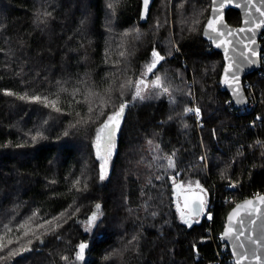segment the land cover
I'll return each instance as SVG.
<instances>
[{
    "label": "trees",
    "instance_id": "1",
    "mask_svg": "<svg viewBox=\"0 0 264 264\" xmlns=\"http://www.w3.org/2000/svg\"><path fill=\"white\" fill-rule=\"evenodd\" d=\"M0 2V237L20 238L9 246L20 252L0 264H69L82 242L85 264H217L212 233L236 203L264 194V81L255 76L252 112L227 105L222 56L202 36L211 0H156L147 24L142 0ZM227 20L239 25L240 13ZM153 50L164 59L145 76ZM156 76L174 104L158 89L133 99L136 82ZM25 93L60 111L18 99ZM193 97L200 132L185 111ZM121 103L101 183L96 129ZM197 182L213 222L204 215L188 226L176 190ZM97 204L103 215L86 231Z\"/></svg>",
    "mask_w": 264,
    "mask_h": 264
},
{
    "label": "water",
    "instance_id": "2",
    "mask_svg": "<svg viewBox=\"0 0 264 264\" xmlns=\"http://www.w3.org/2000/svg\"><path fill=\"white\" fill-rule=\"evenodd\" d=\"M155 1L156 0H149L147 10L145 11L142 0L140 14V22L142 24L148 23ZM220 2L221 0H216V2L213 3V0H211L209 16L204 25L202 36L203 39L210 44L213 50L222 56L223 68L220 75L221 87L228 93L235 107L244 108L248 105V98L247 92L243 85V80L248 75L254 73L260 68V53L262 47L260 39L261 34L264 32V16H261L260 13L256 11V8L248 5L246 0H231L230 3L228 0H224V6L220 8V11H214ZM253 3H255L257 7L264 10V3H262L261 0H253ZM230 10H235L240 13L241 22L239 25H232L228 22L227 14ZM218 17H221V20L217 27L224 32L232 31L234 33L233 35L227 36L225 38L215 36L214 33L208 32L206 27L207 22L209 20L217 19ZM222 25L225 27H222ZM240 29H243V31H240ZM249 29H251V31H249ZM210 37H214L216 42H214ZM221 39H226L227 41H231V43L217 47L216 43H218ZM225 47H227L228 56H231L232 60L226 59ZM233 49H235V51H233ZM253 51H255V55H252ZM241 53H243L244 56H247L248 59L245 60ZM230 63L232 64L233 72L238 77V80L233 82L232 87H229L222 82L224 77V69ZM229 77L231 78V74H229ZM235 89H239L240 97H242V99H238V97L235 95ZM184 190L188 192L181 193L180 191L176 190V196L177 198L179 196L181 197L183 205H185L186 199L188 201V207H184L183 211L187 212L188 215L190 212H192V215L189 216L191 218H195L197 220L201 219L204 213L207 211L206 208L210 203L208 195L205 191L201 192L199 188H188ZM197 194L202 196L205 200L204 209L199 215L195 214V210L198 207V203L195 202ZM261 196H264V194L239 201L227 214L226 222L223 228V237L226 243L229 245L231 253L235 259V263L238 259H241V264H264V203H261L260 201ZM246 201H252L251 207L246 209L240 208L239 215L235 217L232 222H230L229 216L234 210L237 209L238 205H244ZM177 203L179 202L177 201ZM100 206L102 207V205ZM253 208L259 209V212L253 211ZM249 211L252 212L251 216L247 215V212ZM94 212H96V207L94 208L91 215ZM98 215L99 214H97V218ZM241 218L244 221L243 226H241L239 223ZM252 221H254V223H252ZM229 227L232 228V235L224 236L225 230ZM237 236H239V239H237ZM253 241L256 242L253 243ZM242 244L243 247H241ZM253 251L255 252V256L261 257V260L258 261L255 256H253ZM245 253L247 254L246 258H242L241 254Z\"/></svg>",
    "mask_w": 264,
    "mask_h": 264
},
{
    "label": "snow or ice",
    "instance_id": "3",
    "mask_svg": "<svg viewBox=\"0 0 264 264\" xmlns=\"http://www.w3.org/2000/svg\"><path fill=\"white\" fill-rule=\"evenodd\" d=\"M216 0H213V3H215ZM228 2L230 3L231 0H228ZM262 3H264V0H261ZM148 3L149 0H143V5H144V9L145 11L147 10L148 7ZM246 3L248 5H250L253 8H256V11L260 13L261 16H264V10H262L261 8L257 7L255 3H253V0H246ZM224 6V0H221L220 4L218 5L217 8L214 9V11L219 12L220 8H222ZM109 7H112V5L110 4ZM220 20L221 17H218L217 19L214 20H209L207 22V30L210 33H214L215 36L218 37H227V36H231L234 33L232 31H228V32H224L222 31L220 28L217 27L218 24H220ZM247 22V21H245ZM222 27H225L222 25ZM240 31H243V29H240ZM249 31H251V29H249ZM213 39L214 42L215 38L214 37H210ZM231 43V41H227L226 39H221L218 43H216L217 47H220L221 45H226ZM233 51H235V49H233ZM255 51L252 52V55H255ZM242 56H244L243 53H241ZM225 56L226 59L228 60H232L231 56H228V49L227 47H225ZM152 61L151 63L147 66V73H153V70L156 68L157 64L160 63V61H162L164 59V57L157 51L153 50L152 52ZM244 59L247 60L248 57L244 56ZM251 62V61H249ZM239 67V65H238ZM229 74H231V78L229 77ZM238 77L237 75L233 72L232 70V64H228V66L224 69V77L222 82L229 86L232 87L233 86V82L237 81ZM158 89L160 91H162L163 93H168L169 92V88L168 86H166L163 81L161 80L160 76H156L155 80L151 81L150 84L146 83V81L144 79H140L139 81L136 82L135 85V94L133 96V99H139V100H144L146 99V96L143 95V91L145 89ZM235 95L238 97V99H242V97H240V92L239 89H235L234 90ZM6 95H14V93L12 92H6ZM153 95H159L160 92H154L152 93ZM18 99L20 100H28L29 102H36V103H43L44 107H52L55 111L59 112L60 109L56 107V101H49L46 97L42 98L40 95H33L31 97H29L26 93L24 95H18ZM127 103H121L118 110H116L115 112H113L112 114L108 115L106 120L103 121V123L100 125V127H98L96 129V137H95V141H94V147L96 150V158L97 160L101 161L100 164V179L103 180L106 176L107 173V167H108V163L109 160L111 159L112 155H113V150L115 148V143H114V138L117 134V131L120 127V123L123 119V115H124V111L125 108L127 107ZM89 111H91V109H89ZM186 112H193L195 111L196 115H199V109H192V108H186L185 109ZM39 135V134H37ZM65 135H67V133H65ZM33 140L36 139V136L32 137ZM168 167L172 168L174 167V161L171 157H168ZM76 183H79V181H77ZM179 187V185L177 186ZM196 187L200 188L201 192H203L204 190L201 188L199 182L196 183ZM260 201L261 203H264V196L260 197ZM198 203V207L195 210V214L199 215L200 212L203 211L204 206H205V200L203 199L202 196L200 195H196V201ZM252 205V201H246L244 205H238L237 209L233 211V213L229 216V221L232 222L234 220L235 217H237L239 215V209L240 208H249ZM185 207H188V201L186 199L185 201ZM100 208L101 206L99 204L96 205V212H94L87 221V228L85 229L86 231L89 230L96 222L97 220V214L100 213ZM253 211L259 212V209H255L253 208ZM182 217H183V213H181ZM192 215V212L189 213V216ZM248 216L252 215V212L249 211L247 212ZM209 220L212 219L211 215L209 214L207 217ZM58 219V218H57ZM188 220H184V223H188ZM198 222V221H197ZM48 223H51L50 221ZM239 223L241 226H243L244 221L241 218L239 220ZM252 223H254V221H252ZM23 227V225H22ZM8 232L11 231V229H7ZM24 235H28V232L25 231ZM232 235V228L229 227L225 230L224 232V236H230ZM19 237L17 238L16 241H13L12 239H8L5 242V238L4 237H0V252H5V249H7V252L5 253L4 256H0V261H3L7 258L10 257H15L19 252L20 249L19 248H11L9 247L10 245H12L13 243H18L19 241ZM237 239H239V236H237ZM31 240L28 241L29 244H31ZM256 241H253V243H255ZM88 247V245L86 243H80L78 245V251L76 252L75 255V260L77 261H83L84 257H85V249ZM241 247H243V244L241 245ZM31 249L25 248L24 251H30ZM252 251V250H249ZM253 256H255V252L253 251ZM242 258H246L247 254H241ZM64 260H68V257H62ZM255 258L259 261L261 260V257L259 256H255ZM71 264V262H70ZM236 264H241V259H238L236 261Z\"/></svg>",
    "mask_w": 264,
    "mask_h": 264
},
{
    "label": "built area",
    "instance_id": "4",
    "mask_svg": "<svg viewBox=\"0 0 264 264\" xmlns=\"http://www.w3.org/2000/svg\"><path fill=\"white\" fill-rule=\"evenodd\" d=\"M261 53H260V68L255 71L254 73L248 75L243 80L244 88L247 92V98H248V105L244 108H238L241 114H247L252 112L254 107L256 106L257 99L254 96V85L256 83V77L257 79H262L264 81V32L261 34ZM253 75V77H252ZM256 76V77H255ZM227 105H234L232 99L230 98L227 102ZM235 107V106H234ZM192 109H199V115L197 116L195 111L189 112L190 118H192L195 123L198 131H200L205 126V116L203 109L198 107L197 105H192ZM237 108V107H236ZM257 120H260L259 118ZM232 189H236L237 186L232 184ZM257 196V195H254ZM252 196V197H254ZM209 206L211 208H214V204H210ZM208 206V208H209ZM211 215L212 219H208V215ZM214 214L212 211H209L205 214V218L208 222H213ZM211 229H209L208 233H211ZM212 240L215 241L216 249H217V256L219 262L217 264H236L235 259L231 253V250L229 248V245L226 243L223 237V231H218L216 233H212L211 235Z\"/></svg>",
    "mask_w": 264,
    "mask_h": 264
},
{
    "label": "rangeland",
    "instance_id": "5",
    "mask_svg": "<svg viewBox=\"0 0 264 264\" xmlns=\"http://www.w3.org/2000/svg\"><path fill=\"white\" fill-rule=\"evenodd\" d=\"M3 3H4V1H2ZM2 4H1V2H0V6H1ZM205 25V24H204ZM204 28V27H203ZM177 49L179 50V48L177 47ZM161 62V61H160ZM150 64V63H149ZM149 64H147V65H145V73H144V75L145 76H147V75H149L150 73H147V66L149 65ZM160 64V63H159ZM159 64H157V66L159 65ZM156 66V67H157ZM161 78V77H160ZM153 80H155V78L153 79ZM153 80H151V81H153ZM161 80H162V78H161ZM151 81H149L148 83L150 84V82ZM163 81V80H162ZM168 86V85H167ZM168 88H169V92L168 93H163L162 91H160V94H163V95H167L168 96V98L170 99V101L172 102V104H174L175 102H176V98L175 99H173L172 98V94H171V89H170V87L168 86ZM152 88H149V89H145L144 91H143V95H145L146 97L147 96H149L150 94H151V92H152ZM197 105L198 107H200L198 104H196V101H195V97H193L192 98V104L190 105V107L189 108H191V106L192 105ZM201 108V107H200ZM187 113H189V112H187ZM188 116H190L189 114H187ZM114 142H115V138H114ZM82 145H80V147H81ZM115 153H116V143H115V148H114V150H113V155H112V157H111V159L109 160V163H108V167H107V173H106V176H105V178L103 179V180H101V183H103V182H105V181H107L108 179H109V176H110V173H111V169H112V164H113V159H114V156H115ZM203 159L206 161V157H205V154H204V156H203ZM99 161V160H98ZM99 164H101V161H99ZM186 189H188V188H196V187H194V186H190V185H186V187H185ZM178 191H180L181 193H183L184 192V190H181V189H179ZM180 195V194H179ZM176 199H177V201L179 202V203H177V202H175L176 203V206H177V210H178V214H179V217H180V220L184 223V220H188L189 222L186 224V223H184V224H186V225H188V226H191V225H193L194 223H195V220H197V219H195V218H191V217H189V215H188V213L187 212H185V211H183V209H184V207H185V205H183L182 203H181V199H180V196L177 198V196H175V201H176ZM99 205H101V204H99ZM183 205V206H182ZM96 207V206H95ZM94 207V208H95ZM94 210V209H93ZM103 207H101V209H100V213H98L99 215H98V218H97V220H96V222H95V224L89 229V230H87V231H91L95 226H96V224L99 222V220H100V218H101V216L103 215ZM181 213H183V217H182V215H181ZM87 221L88 220H86L85 222H84V228L86 229L87 228ZM25 253H27V251L25 252ZM85 253H86V249H85ZM85 261H86V257H84V260L83 261H77V260H75V258L72 260V261H70L71 262V264H85ZM70 262H69V264H70Z\"/></svg>",
    "mask_w": 264,
    "mask_h": 264
},
{
    "label": "bare ground",
    "instance_id": "6",
    "mask_svg": "<svg viewBox=\"0 0 264 264\" xmlns=\"http://www.w3.org/2000/svg\"><path fill=\"white\" fill-rule=\"evenodd\" d=\"M196 104H197V103H196ZM187 114H189V113H187ZM204 116H205V115H204ZM189 118H190V116H189ZM190 119H192V118H190ZM193 121H194V120H193ZM194 125H196V124H194ZM195 127H196V126H195ZM200 131H201V130H200ZM200 131H199V132H200ZM197 132H198V131H197ZM200 135H201V134H200ZM202 158H203V157H202Z\"/></svg>",
    "mask_w": 264,
    "mask_h": 264
},
{
    "label": "flooded vegetation",
    "instance_id": "7",
    "mask_svg": "<svg viewBox=\"0 0 264 264\" xmlns=\"http://www.w3.org/2000/svg\"><path fill=\"white\" fill-rule=\"evenodd\" d=\"M184 192H186V193H187L188 191H184ZM186 193H185V194H186Z\"/></svg>",
    "mask_w": 264,
    "mask_h": 264
}]
</instances>
